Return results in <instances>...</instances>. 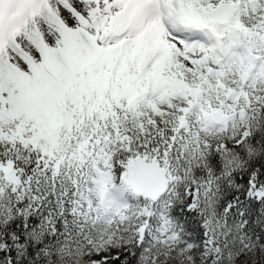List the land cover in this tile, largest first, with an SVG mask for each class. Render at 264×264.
Returning a JSON list of instances; mask_svg holds the SVG:
<instances>
[{"label":"snow or ice","instance_id":"6c2138e0","mask_svg":"<svg viewBox=\"0 0 264 264\" xmlns=\"http://www.w3.org/2000/svg\"><path fill=\"white\" fill-rule=\"evenodd\" d=\"M0 264H264V0H0Z\"/></svg>","mask_w":264,"mask_h":264}]
</instances>
